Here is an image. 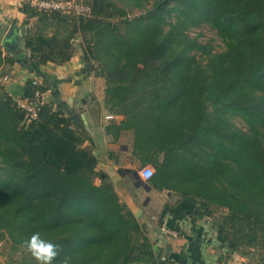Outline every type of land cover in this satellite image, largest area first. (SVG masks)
<instances>
[{
	"label": "trees",
	"instance_id": "obj_1",
	"mask_svg": "<svg viewBox=\"0 0 264 264\" xmlns=\"http://www.w3.org/2000/svg\"><path fill=\"white\" fill-rule=\"evenodd\" d=\"M82 2L85 15L24 1V25L35 20L22 34L29 56L4 54L0 44V68L19 60L34 71L23 96L45 92L40 67L68 61L79 36L82 58L105 80V107L123 116L106 133L117 140L129 130V160L154 168L145 184L177 195L158 226L186 200L209 219L220 260L252 249L264 263V0ZM204 23L223 49L189 34ZM23 117L0 83V238L24 253L18 264H38L22 243L37 231L61 245L53 264H183L154 248L96 169L70 109L42 101L36 119Z\"/></svg>",
	"mask_w": 264,
	"mask_h": 264
},
{
	"label": "crops",
	"instance_id": "obj_2",
	"mask_svg": "<svg viewBox=\"0 0 264 264\" xmlns=\"http://www.w3.org/2000/svg\"><path fill=\"white\" fill-rule=\"evenodd\" d=\"M24 1L33 4L37 0H0V44L10 24L15 21L19 52L28 57L29 50L23 46L22 34L35 20L32 18L28 25H24L25 14L19 9ZM73 46V55L68 61L62 64L50 62L40 67L43 77L48 81L44 101L62 113L70 109L71 114H78L81 124L78 131L82 130L80 132L86 137L84 145L91 146L98 157L96 169L108 175L119 199L124 201L134 214L143 212L138 206L139 203L133 201L132 197L136 192L139 196V180L142 179L143 183L145 180L140 175V178H135V174L125 163L127 158L124 157V152L130 154L128 149L131 148V141L125 145L121 143L131 132L122 131L117 140H113L112 135L106 133L105 127L112 121L118 123L123 116L114 115L105 107V80L96 76L92 66L82 58L79 36L74 38ZM3 53L9 52L3 49ZM31 75H34V71L23 66L18 60L12 65L6 64L0 68V83L7 94L19 97L23 95L25 81ZM109 114L113 116L106 117ZM72 123L75 129L78 128L73 120ZM132 186L136 191L130 190ZM145 192L148 194L146 190ZM151 204L153 198L147 195L144 206L147 208ZM166 229L175 230L177 235H170ZM147 230L157 251L168 252L170 257L183 264H247L244 256L237 253H233L226 261L220 260V251L211 241L214 231L210 228L208 220L200 209L186 200L177 204L175 212L165 219L163 226Z\"/></svg>",
	"mask_w": 264,
	"mask_h": 264
},
{
	"label": "rangeland",
	"instance_id": "obj_3",
	"mask_svg": "<svg viewBox=\"0 0 264 264\" xmlns=\"http://www.w3.org/2000/svg\"><path fill=\"white\" fill-rule=\"evenodd\" d=\"M150 3L147 5V7L150 6ZM139 12L140 10L133 9V12L131 13V15L137 14ZM189 34L192 36L197 35L198 40L200 42L209 43L210 45H212L213 50H221L224 48V43L221 40V38L217 35L215 29L211 28L206 23L198 27L192 28L189 31ZM234 121L238 126L245 128V123L240 118L236 117ZM130 139H131V135H128L121 140V143H124V145L126 143L128 144L131 141ZM130 149H128L129 153H130ZM124 157L127 158L125 159V163L129 167L135 170L134 174L137 173L138 175L141 176V170L143 167L138 168V165H139L138 160L137 159L129 160L128 154L126 152H124ZM147 165H150V164H147ZM96 182L97 183L99 182L98 177H96ZM130 190L136 191L134 186L130 187ZM145 190L147 191L148 194H146ZM137 191L139 192V196L137 192L133 193L132 200L139 203L138 206L140 207V209L143 210V212L135 213L136 218L139 220V222L144 223L148 229L157 228L158 227V224H157L158 215L163 205L166 203H169V204L174 203L177 199V195L172 192H169L166 189L159 190L157 188H153L145 184V182L139 186V189ZM147 195L153 198V204H151L149 207L146 208L144 206V203L146 202ZM206 220L209 221V219L207 218ZM6 238L7 237L0 238V263L18 264L20 258L24 255V253L20 251L19 249H13L9 241ZM247 251H248V254H242L241 252H236V253L240 256H244L245 262L247 264H257L258 254L252 249H249Z\"/></svg>",
	"mask_w": 264,
	"mask_h": 264
},
{
	"label": "built area",
	"instance_id": "obj_4",
	"mask_svg": "<svg viewBox=\"0 0 264 264\" xmlns=\"http://www.w3.org/2000/svg\"><path fill=\"white\" fill-rule=\"evenodd\" d=\"M33 5L44 10H60L83 15L87 14L89 11V6L83 3L82 0H37ZM32 82L35 85H39L40 79L34 78ZM12 98L15 100L17 106L24 111L23 122L28 123L37 118L41 102L44 101V92L36 88L31 96L22 95ZM112 116L113 115L109 114L106 117ZM153 172L154 168L151 165H145L141 170V177L147 179L153 174ZM166 232L172 236L177 235L176 231L172 229H166ZM161 257L164 258V256Z\"/></svg>",
	"mask_w": 264,
	"mask_h": 264
},
{
	"label": "clouds",
	"instance_id": "obj_5",
	"mask_svg": "<svg viewBox=\"0 0 264 264\" xmlns=\"http://www.w3.org/2000/svg\"><path fill=\"white\" fill-rule=\"evenodd\" d=\"M22 243L38 264H53L54 258L59 255L61 249L59 243L43 238L38 231L33 232ZM60 264H70V257H65Z\"/></svg>",
	"mask_w": 264,
	"mask_h": 264
},
{
	"label": "water",
	"instance_id": "obj_6",
	"mask_svg": "<svg viewBox=\"0 0 264 264\" xmlns=\"http://www.w3.org/2000/svg\"><path fill=\"white\" fill-rule=\"evenodd\" d=\"M15 31H16L15 21H12V23L10 24L7 32L4 34L2 41H1V45L5 51L16 52V53L20 51V47L18 46V42H17L18 35L15 33ZM71 118L74 124L78 126V128L76 127V129L78 130L79 127L81 128V124L79 123V120H78V114L72 113ZM135 176L140 178L137 173H135ZM142 183H143V180L140 179L138 184L141 185Z\"/></svg>",
	"mask_w": 264,
	"mask_h": 264
}]
</instances>
